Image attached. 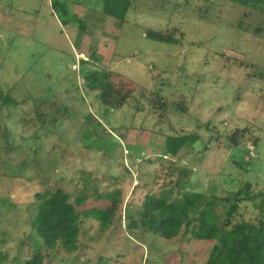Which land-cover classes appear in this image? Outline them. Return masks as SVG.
Wrapping results in <instances>:
<instances>
[{"label": "rangeland", "instance_id": "obj_1", "mask_svg": "<svg viewBox=\"0 0 264 264\" xmlns=\"http://www.w3.org/2000/svg\"><path fill=\"white\" fill-rule=\"evenodd\" d=\"M58 1L53 9L52 0H0V89L19 101L0 102L2 264H22L43 246L31 221L34 193L48 187L83 195L82 208H104L110 201L101 195L119 192L123 225L146 194L170 189L180 196L181 168L190 172L188 193L207 199L233 194L245 180L264 190V10L225 0H131L120 25L102 0ZM241 23L246 29L236 27ZM148 28L184 36L178 44L160 42L145 36ZM102 75L114 84L104 83L100 101ZM149 91L169 103L165 112L145 99ZM121 93L128 100L111 108ZM236 129H244L243 138L232 146ZM180 133L197 140L175 157L164 155L166 136ZM248 156L256 157L251 165ZM214 209L220 220L227 205L217 201ZM239 212L237 219L258 216L250 202ZM84 227L77 254L59 253L55 264H94L101 254L112 257L107 264H168V256L174 264H200L208 248L181 249L151 234L137 245L119 227L99 235L94 219Z\"/></svg>", "mask_w": 264, "mask_h": 264}, {"label": "trees", "instance_id": "obj_2", "mask_svg": "<svg viewBox=\"0 0 264 264\" xmlns=\"http://www.w3.org/2000/svg\"><path fill=\"white\" fill-rule=\"evenodd\" d=\"M102 1L104 13L115 17L120 25L125 22V14L130 7L131 0ZM225 1L264 10V0ZM59 2L52 0L51 7L55 9L60 6ZM62 10L65 12V9L62 8ZM67 21V19L62 20L63 23ZM236 27L246 29L243 23ZM175 33H177L176 28L166 31H155L148 28L145 31V36L170 44L181 43L184 32L179 31L178 37ZM81 61L86 63L85 60ZM102 76L99 77V83H102L104 87L97 89L100 101H103L102 98L106 97L108 92L104 83L114 84L112 75L110 79ZM104 78L105 82L102 81ZM97 86V84L92 85L89 89L96 90ZM148 93L149 98L145 99L150 105L155 109L159 108L160 113L165 112L169 103L159 94L151 91ZM142 95H145L144 90L140 89L139 97ZM129 96V93L118 94L108 104L113 109L120 108ZM0 102L5 105L19 103L9 92L2 89H0ZM174 105L182 111L186 109L183 102H176ZM243 133L244 129L234 130L228 136L230 145H238L243 138ZM195 137L196 135L192 133L167 135L163 154L177 156L183 146L193 144L197 140ZM253 143L254 145L258 143L257 137L253 138ZM255 158L248 156L247 165H251ZM188 173L190 172L187 169L181 168L179 175L184 176V179L178 178L175 181L177 190L185 189L180 196L172 197L170 189L163 190L159 195L146 194L140 206L133 213L124 216L126 219L124 225L118 211L122 202L119 192L101 195L110 201L104 208H82L85 203L84 196L79 194L71 197L69 192L60 186L48 187L35 192L37 203L34 202L35 214L31 221V227L42 240L43 246L29 250L22 264H55L59 253L63 256L64 254H77L76 252L81 247L80 235L89 230L84 227L85 221L89 219L98 221L99 235L110 226L119 227V232L136 242L137 245H139V241H143L142 238L145 234L178 241L181 249L190 244L200 247L207 245L206 252L202 253L205 259L200 264H264V190L253 189V183L245 180L241 181L233 194L214 195L213 198L207 199L200 193H188L186 190L190 175ZM83 189L86 190V188H82V191H84ZM217 201L227 205L220 220H218V214L214 209ZM243 202L252 203L258 210L255 221L237 219V216H242L239 207ZM186 251L187 249L184 254ZM178 258L183 257L179 255ZM6 259L7 254L0 250V264ZM72 260L70 264H74ZM110 260H112L111 256L107 257L101 254L94 264H107V261ZM166 261L168 264L175 263L172 256H168ZM112 264L129 263L122 260L115 262L114 260ZM141 264H145V262Z\"/></svg>", "mask_w": 264, "mask_h": 264}]
</instances>
